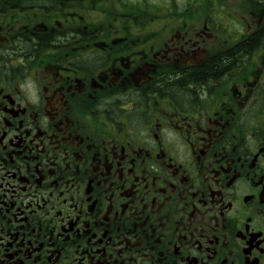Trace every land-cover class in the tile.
<instances>
[{
  "label": "flooded vegetation",
  "instance_id": "obj_1",
  "mask_svg": "<svg viewBox=\"0 0 264 264\" xmlns=\"http://www.w3.org/2000/svg\"><path fill=\"white\" fill-rule=\"evenodd\" d=\"M260 31L264 0H0V264H264Z\"/></svg>",
  "mask_w": 264,
  "mask_h": 264
},
{
  "label": "trees",
  "instance_id": "obj_2",
  "mask_svg": "<svg viewBox=\"0 0 264 264\" xmlns=\"http://www.w3.org/2000/svg\"><path fill=\"white\" fill-rule=\"evenodd\" d=\"M263 32L264 31L258 32L254 36V38L246 44V46L252 48L254 45H256L260 37L262 36ZM226 68H227L226 58L223 60L213 59L211 62L207 63V65H205L203 68L195 70L191 76L197 79H205L208 76H217L219 74H222Z\"/></svg>",
  "mask_w": 264,
  "mask_h": 264
}]
</instances>
